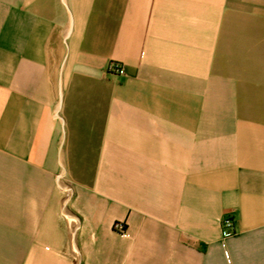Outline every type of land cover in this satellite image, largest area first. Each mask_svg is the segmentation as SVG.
<instances>
[{
	"label": "crops",
	"instance_id": "0c3cea01",
	"mask_svg": "<svg viewBox=\"0 0 264 264\" xmlns=\"http://www.w3.org/2000/svg\"><path fill=\"white\" fill-rule=\"evenodd\" d=\"M0 264H264V0H0Z\"/></svg>",
	"mask_w": 264,
	"mask_h": 264
},
{
	"label": "built area",
	"instance_id": "2783aa9c",
	"mask_svg": "<svg viewBox=\"0 0 264 264\" xmlns=\"http://www.w3.org/2000/svg\"><path fill=\"white\" fill-rule=\"evenodd\" d=\"M111 73L125 74V68L117 61H112L109 68ZM115 228L119 232H126L127 225L125 222H117ZM236 233V225L233 217H226L223 220V235L225 237L234 235Z\"/></svg>",
	"mask_w": 264,
	"mask_h": 264
}]
</instances>
